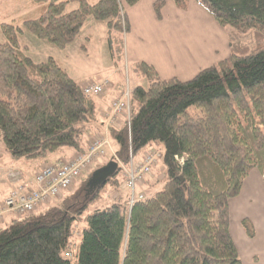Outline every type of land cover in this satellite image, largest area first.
<instances>
[{
    "label": "trees",
    "instance_id": "obj_1",
    "mask_svg": "<svg viewBox=\"0 0 264 264\" xmlns=\"http://www.w3.org/2000/svg\"><path fill=\"white\" fill-rule=\"evenodd\" d=\"M32 1L39 4L38 17L25 20L24 28L63 50L76 41L89 18L106 22L121 44L128 31L122 11L140 0ZM171 1L186 10L191 0ZM194 1L227 32V58L188 81L164 79L154 66L136 63L135 70L148 84L130 92V126L124 115L118 117L117 127L107 125L112 102L123 94L104 114L118 146L116 156L108 149L78 178L117 160L115 174L96 189L86 187L84 198L74 200L69 189L63 190L30 213L1 215L0 224L6 216L14 218L0 230V264H244L230 232L229 203L239 196L252 170L264 176V0ZM72 3L77 7L68 11ZM165 4L154 3L159 20ZM1 26L6 37L0 44L4 150L16 160L47 161L60 151L74 153L41 165L26 182L28 194L37 189L35 177L42 167L84 155L94 139L103 137L86 145L87 125L98 116L96 99L110 85L98 96H86L53 57L34 62L26 56L19 41L22 28ZM143 151L162 154V171L155 175L158 181L144 177L145 199L130 206L129 192L127 197L122 193L127 189L120 163L128 165L130 155L139 162ZM11 170L19 177H10ZM6 176L23 181L25 170L9 168ZM106 185L113 189L111 204L89 211ZM242 224L252 237L251 222L245 218Z\"/></svg>",
    "mask_w": 264,
    "mask_h": 264
},
{
    "label": "crops",
    "instance_id": "obj_2",
    "mask_svg": "<svg viewBox=\"0 0 264 264\" xmlns=\"http://www.w3.org/2000/svg\"><path fill=\"white\" fill-rule=\"evenodd\" d=\"M156 1L140 0L136 5L125 8L128 31H125V37L122 34V39L125 45V59L129 68L133 67V71L137 73L138 71L135 70L136 63L142 61L154 66L164 79L177 77L182 81H188L202 69L227 58L230 51L227 32L196 1H189L187 9L182 10L176 7L173 1L166 0L161 20L157 19L154 10ZM142 45H145V47H142ZM54 59L57 61V56ZM65 71L79 86L90 82L80 80L79 77L75 78L68 70L65 69ZM105 79L110 81V86L107 87L105 95L96 99L98 116L95 122L87 125L86 145L92 138L101 135L110 141L111 151L116 156L104 114L109 109L111 101L121 96L126 88H124L122 81L112 82L108 77ZM136 86L140 85L135 84L134 88ZM72 156H74V153L71 150H64L51 156L47 161L37 159L28 162L27 159L16 160L12 158L1 146L0 203L18 184L30 182L36 170L44 163H52L58 159H68ZM32 164H35V168H32ZM19 167L25 170L23 181L7 179L6 171L9 168ZM262 176L260 170L254 169L248 178V180L253 179V182L256 181L251 184L250 193L257 199H264V179ZM248 180L239 200L245 197ZM255 184L257 185L254 186ZM251 201L253 202V199ZM235 202H239L238 199H232L229 203L230 232L233 239H238L234 241L240 257L244 264H264V207L260 206L259 211L251 215H249L250 212L244 213L238 220L240 231L234 232L232 229L234 225L232 213L235 212ZM249 202L248 200L247 204ZM242 204L244 205V200H242ZM259 205H264V202L261 201ZM245 218L251 220L253 225L254 235L252 237L247 234L242 226V220ZM9 219L11 217L6 216L5 220Z\"/></svg>",
    "mask_w": 264,
    "mask_h": 264
},
{
    "label": "rangeland",
    "instance_id": "obj_3",
    "mask_svg": "<svg viewBox=\"0 0 264 264\" xmlns=\"http://www.w3.org/2000/svg\"><path fill=\"white\" fill-rule=\"evenodd\" d=\"M97 1L98 0H91L92 3H95ZM38 7L39 4L34 3L32 0H0V44L6 41V37L3 34L1 25L3 23L13 24L23 29V33L19 34V41L21 46L25 47L26 49L25 50L26 56H28L34 62H42L51 56H53V58L57 56V59L59 60L57 61L60 64V66L68 70V72L73 77L75 78L79 77L80 80L83 81L85 80L102 81L106 77H108L112 82L122 81L124 88H126V90L123 93L125 92L130 93L131 90L134 88L135 84L136 85L138 84L140 86H147L148 84L147 79L142 74L138 72L137 73L134 72L133 67L129 68L128 63L126 62L125 59L126 54H125L124 42L120 44L119 41H115V37H119V36H117L116 34H114L109 30L106 22H98L93 20L92 18H89L87 22L84 24L81 33L77 37L76 41L73 44L69 45L66 49L60 50L55 46L51 45L50 43L37 38L34 34H32L31 32L27 31L24 28L23 22L25 20H34L38 17L37 12L35 11ZM76 7H77L76 3H72L68 6L67 10L68 11L73 10ZM124 13H125V9L123 11V14ZM123 36L125 37V32L123 33ZM142 47H145V45H142ZM84 85L85 84H83L82 86ZM189 110L193 111V108H190ZM1 146L2 147L4 146L2 139H0V148ZM112 146L115 151L118 150V146L116 145L115 142H112ZM159 148L161 150L162 147L159 146ZM144 155L145 153L143 151L140 153L138 158L142 160L144 158ZM106 158L110 159V155L107 156ZM31 161L32 160H28V162ZM158 164L159 165H156L158 166V168L155 170L156 168L155 166L152 169V173L146 176L145 179L151 178V180L154 179L155 181L159 180L155 176L158 173V171L161 169L160 162ZM32 168H35V164H32ZM99 168L100 167H97L94 170L85 172L84 177H82L86 179L85 182L84 180H82V178H78L80 182L78 181L74 185V187L69 188L70 191H68V193L69 195H71L69 198H72L73 196H75L74 200H78L80 199V197L84 198L83 190H85L86 187H88L89 179L92 177L93 173ZM160 171H162V169ZM153 172L155 174H153ZM262 177L264 179V176ZM248 178L245 180V183L248 180ZM117 179H121L120 174L117 175ZM254 182L256 181L254 180ZM254 182L253 179L248 180L247 182L248 183L247 191L245 197L242 199L244 200V205L242 204L241 198L239 200V197H242L241 195L245 183L243 185V188L239 196L234 198V199H238L239 201V202H235V207H234L235 212L232 213L234 225L232 226L231 223V226L234 232L240 231V229L238 228L240 222L238 220H240V217L243 216L244 213L246 214L250 212L249 215H251L254 212L257 213L259 211L258 208L260 206L264 207V205H259L261 201L264 202V199L254 198V196H252L250 193L251 184ZM142 183L143 182H141L139 185L136 186L134 190L135 194H140L143 192L142 190H146L147 186L145 187L144 185H142ZM256 185L257 184H255L254 186ZM124 188L127 190H123L122 193L124 197H127L129 192L130 194L129 203L131 204L132 192L129 188L125 186ZM112 193H113V189L110 185H106L104 188L100 189L98 191L99 199L96 202V204L94 205L91 204L89 206V211L97 206L100 207L109 206L111 204V201L109 200H110V196H112L111 195ZM251 199H253V202L251 201ZM248 200L250 202L247 204ZM10 217L11 219L0 224V230L5 229L8 225L12 223L14 217L13 216ZM249 221L251 222V220ZM251 226L253 228L252 223ZM234 240H238V239L235 238Z\"/></svg>",
    "mask_w": 264,
    "mask_h": 264
},
{
    "label": "built area",
    "instance_id": "obj_4",
    "mask_svg": "<svg viewBox=\"0 0 264 264\" xmlns=\"http://www.w3.org/2000/svg\"><path fill=\"white\" fill-rule=\"evenodd\" d=\"M123 14V11H122ZM110 81H92L82 86V91L86 96H98L103 93L104 87L109 86ZM110 112L106 114L108 127H117V119L120 115L126 118L130 117V93L123 95L112 102ZM111 149L110 141L106 137H97L91 142L89 151L84 155H78L69 162L57 163L42 167L35 177L36 190L25 193L27 184H21L10 194L5 203L0 208V216L4 213L25 214L32 212L42 202L50 201L59 196L61 191L68 190L75 179L82 176L84 169L90 167L94 162L102 160L107 150ZM131 159L128 165L120 163L124 170L125 184L132 192L130 206L136 201L144 200L143 193L135 194L134 190L144 177L152 173V167L158 165L162 154L156 152H147L144 158L139 162L130 155ZM9 176L18 178L19 173L11 170Z\"/></svg>",
    "mask_w": 264,
    "mask_h": 264
},
{
    "label": "water",
    "instance_id": "obj_5",
    "mask_svg": "<svg viewBox=\"0 0 264 264\" xmlns=\"http://www.w3.org/2000/svg\"><path fill=\"white\" fill-rule=\"evenodd\" d=\"M118 169V163L111 161L105 166L97 169L92 177L89 179L88 188L89 190L96 189L101 186L109 177L115 174Z\"/></svg>",
    "mask_w": 264,
    "mask_h": 264
},
{
    "label": "bare ground",
    "instance_id": "obj_6",
    "mask_svg": "<svg viewBox=\"0 0 264 264\" xmlns=\"http://www.w3.org/2000/svg\"><path fill=\"white\" fill-rule=\"evenodd\" d=\"M127 123H128V126H130V117L127 118Z\"/></svg>",
    "mask_w": 264,
    "mask_h": 264
}]
</instances>
